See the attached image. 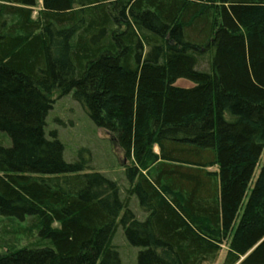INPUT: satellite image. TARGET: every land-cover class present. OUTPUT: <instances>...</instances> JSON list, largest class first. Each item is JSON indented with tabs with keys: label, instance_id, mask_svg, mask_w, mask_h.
<instances>
[{
	"label": "trees",
	"instance_id": "obj_1",
	"mask_svg": "<svg viewBox=\"0 0 264 264\" xmlns=\"http://www.w3.org/2000/svg\"><path fill=\"white\" fill-rule=\"evenodd\" d=\"M54 92L129 164L124 199L45 137ZM0 133V217L39 237L0 264H120L119 226L137 264H213L228 238L223 264H264V0H0Z\"/></svg>",
	"mask_w": 264,
	"mask_h": 264
},
{
	"label": "rangeland",
	"instance_id": "obj_2",
	"mask_svg": "<svg viewBox=\"0 0 264 264\" xmlns=\"http://www.w3.org/2000/svg\"><path fill=\"white\" fill-rule=\"evenodd\" d=\"M40 6L41 2L38 1L36 8L33 10V19L37 17ZM175 86L188 89L193 87V84L185 80H178ZM52 100V109L45 120V137L51 139L50 134L56 133L57 140L63 146V160L66 163H74L82 159L86 165L84 173H99L114 181L119 188L120 199H124L125 190L128 189L125 167L129 164L115 148L109 136L93 125L83 108L73 99L72 94L60 97L58 92H54ZM9 145V138L0 133V146L9 147ZM256 176L257 171L255 172V178ZM129 209L139 220L144 219L145 214L139 207L135 197L131 198ZM32 223L33 219L29 217L22 221L0 217V240L4 241L9 247L35 245L39 238L38 232L33 228L32 235L28 233ZM12 242L17 243L16 246L12 245ZM228 242L229 238L223 242L219 255L213 264H223ZM111 246L117 251L120 264H137V256L141 250L129 245L120 226L115 232Z\"/></svg>",
	"mask_w": 264,
	"mask_h": 264
}]
</instances>
